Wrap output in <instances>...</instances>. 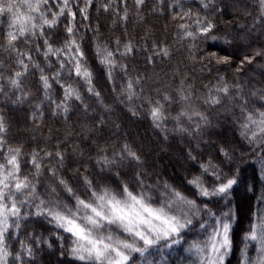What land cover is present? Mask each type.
Masks as SVG:
<instances>
[{
    "label": "snow or ice",
    "instance_id": "snow-or-ice-1",
    "mask_svg": "<svg viewBox=\"0 0 264 264\" xmlns=\"http://www.w3.org/2000/svg\"><path fill=\"white\" fill-rule=\"evenodd\" d=\"M133 6L143 21L145 0ZM225 8L155 0L150 11L174 27L193 70L216 75L201 89L177 69L178 82L146 90L173 45H149L147 32L137 43L127 0H0V264H264V81L227 77L264 59V46L236 63L239 34L219 27ZM254 11L249 30L264 27V0ZM17 116L33 132L62 121L64 138L13 137ZM144 121L154 146L126 128ZM146 148L172 154L178 181L161 179Z\"/></svg>",
    "mask_w": 264,
    "mask_h": 264
},
{
    "label": "trees",
    "instance_id": "trees-1",
    "mask_svg": "<svg viewBox=\"0 0 264 264\" xmlns=\"http://www.w3.org/2000/svg\"><path fill=\"white\" fill-rule=\"evenodd\" d=\"M154 2L155 0H145V7L141 12L143 21H140L133 6V0H127V3L129 5V21L127 24V28L129 35L134 36L137 43L141 42L140 38L143 37L147 32L149 35V45L154 39L163 40L165 43L173 45L171 48V60H167L157 65V67L154 69V72L158 75L153 76L152 79L146 82V90H151L158 87H166L170 83L178 82V76L174 79V72L177 69L181 73L187 71L189 73V80H191L192 77L195 76L196 87L202 89L203 84L201 83V81H203L204 83H207L210 79L214 81L216 69L213 68L211 76H209L207 72L200 73L198 71V65L195 66L197 70H193L194 66L187 59L186 49L182 48L179 44H173L174 27H169L168 31L165 32L164 25L165 23H169V21L164 18L157 19V14L150 11ZM224 3L226 5L225 15L222 18V21L219 23V27L221 29H227L232 35H237V33L239 34L238 39L233 49L231 50L235 62L239 63V60L244 55H252V49L264 46V27H257L255 29L249 30V26L251 25L253 16L256 15L254 11L255 0H224ZM245 7H247L248 10L252 13L251 15L244 14L242 9ZM120 8H123V4H120ZM95 15L96 13L93 12V16ZM223 21H230V23L225 24ZM95 24L96 21L93 20V26H95ZM99 24L102 31L105 33V35H107L108 30L111 27V17L109 16L106 18L103 16V14H101ZM172 24L174 25V22H172ZM4 26L6 25H0V27ZM241 26H243V28H241ZM137 60L140 65H143V57H137ZM257 65H264V59L257 57L252 65H245L244 69L240 73H234L229 70L227 72V77L230 82L233 83L239 82L246 86H251L252 84L258 85L262 81H264V67H258ZM152 94L155 95L154 92ZM9 115L11 116L12 114ZM11 123V135L13 137H27L29 139L32 136H35L36 141H30L31 143H33V145L38 143L43 146L44 137L49 135L50 141L53 146L55 145V141L57 139L63 140L64 138L65 126L62 121H55L51 118H47L40 126L39 131L36 132L32 131L30 121L28 122V124H25L23 119L18 116L14 117L11 120ZM80 123H83L81 118L78 115L73 114L72 119L69 121V127L71 129H74L75 132H78L79 128L77 127V125ZM125 124L127 130L129 131L130 137L136 136L138 134L146 145L151 143V145L154 146L157 143V138L149 128L147 121L133 125H127V122H125ZM49 129H51V134L49 133ZM229 135H232V133H229ZM235 136L238 139V133H236ZM69 141H80V137L73 134L69 137ZM139 142L140 141L138 140L137 143ZM89 143L90 141H81V148L84 149L86 154L90 151V149L87 147ZM61 146L64 147V145ZM173 147L178 148L177 145H174ZM68 151L69 153H71L70 147ZM145 159L148 161L150 166L155 163L156 167L161 173V179H167L171 177L173 180L178 181V166L173 159L172 154L168 152H162L159 154V156H156L146 148ZM257 194H259V192H257ZM253 208L255 209V201H253ZM240 227L246 228L247 222L245 221ZM240 227H237L238 233L240 232ZM251 254L253 256L255 255L254 249H251ZM231 259L233 264H235L237 256H233Z\"/></svg>",
    "mask_w": 264,
    "mask_h": 264
},
{
    "label": "clouds",
    "instance_id": "clouds-1",
    "mask_svg": "<svg viewBox=\"0 0 264 264\" xmlns=\"http://www.w3.org/2000/svg\"><path fill=\"white\" fill-rule=\"evenodd\" d=\"M115 229H116V226L115 225H111L110 226V225L104 224L103 225V228H102V231L105 232V233H107V232L113 231Z\"/></svg>",
    "mask_w": 264,
    "mask_h": 264
}]
</instances>
